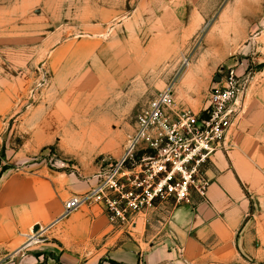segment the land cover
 Returning <instances> with one entry per match:
<instances>
[{"label":"rangeland","instance_id":"1","mask_svg":"<svg viewBox=\"0 0 264 264\" xmlns=\"http://www.w3.org/2000/svg\"><path fill=\"white\" fill-rule=\"evenodd\" d=\"M150 8L145 0H0V183H55L57 198L71 184L83 194L102 164L119 159L160 92L171 88L177 106L199 111L229 69L243 82L229 133L244 128L264 158V0H224L200 27H145ZM71 196L28 229L31 243L15 258L140 262L147 231L183 206L157 203L122 232L97 204L70 219Z\"/></svg>","mask_w":264,"mask_h":264},{"label":"crops","instance_id":"2","mask_svg":"<svg viewBox=\"0 0 264 264\" xmlns=\"http://www.w3.org/2000/svg\"><path fill=\"white\" fill-rule=\"evenodd\" d=\"M223 1L145 0L151 8L149 18L146 13L143 20L144 26L200 27L205 24L201 20L209 21ZM185 12L198 13L189 19L185 18ZM193 20L198 23L194 24ZM251 142L252 138L244 128L231 131L226 138L225 149L212 156L209 200L196 203L193 207H175L164 227L147 231L148 247L143 253V260L139 262L131 258L127 262L264 263V158L259 156V145L256 149ZM79 193L81 189L72 188L71 184L64 187L57 198L55 183H0V264H35L33 260L15 258L16 253H23V246L31 243V238H27L28 229L37 222L48 223L53 219L55 213L51 210L58 205L60 198ZM98 208L108 221L102 208L99 205ZM70 214H73L70 219L81 215ZM116 226L122 232L130 228ZM48 230L43 228L40 233ZM103 264L111 263L105 261Z\"/></svg>","mask_w":264,"mask_h":264},{"label":"built area","instance_id":"3","mask_svg":"<svg viewBox=\"0 0 264 264\" xmlns=\"http://www.w3.org/2000/svg\"><path fill=\"white\" fill-rule=\"evenodd\" d=\"M216 80L199 111L177 106L171 88L160 92L138 114L119 159L102 164L91 188L66 200L65 212L93 203L111 224L133 226L157 203L207 202L212 156L225 149L242 111L241 74L229 69Z\"/></svg>","mask_w":264,"mask_h":264},{"label":"water","instance_id":"4","mask_svg":"<svg viewBox=\"0 0 264 264\" xmlns=\"http://www.w3.org/2000/svg\"><path fill=\"white\" fill-rule=\"evenodd\" d=\"M217 78H218V77H217ZM217 78H216V79H217ZM37 227H38V226H35V227H34V230H36V229H37ZM21 250H22V249H21Z\"/></svg>","mask_w":264,"mask_h":264}]
</instances>
